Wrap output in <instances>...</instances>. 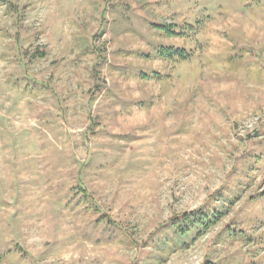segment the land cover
<instances>
[{
    "label": "rangeland",
    "instance_id": "1",
    "mask_svg": "<svg viewBox=\"0 0 264 264\" xmlns=\"http://www.w3.org/2000/svg\"><path fill=\"white\" fill-rule=\"evenodd\" d=\"M0 264H264V0H0Z\"/></svg>",
    "mask_w": 264,
    "mask_h": 264
},
{
    "label": "trees",
    "instance_id": "2",
    "mask_svg": "<svg viewBox=\"0 0 264 264\" xmlns=\"http://www.w3.org/2000/svg\"><path fill=\"white\" fill-rule=\"evenodd\" d=\"M221 211L212 212L211 214L199 211L197 214H192V217H181L180 220H177L170 225L172 238L163 242L162 245H169L173 239L177 242L181 241V239L186 238L189 235V232L192 231V229H206L209 225L215 223L214 221H218V219L221 218Z\"/></svg>",
    "mask_w": 264,
    "mask_h": 264
}]
</instances>
